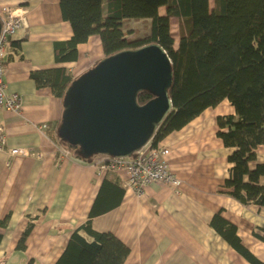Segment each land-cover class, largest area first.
Wrapping results in <instances>:
<instances>
[{"label": "crops", "instance_id": "0c3cea01", "mask_svg": "<svg viewBox=\"0 0 264 264\" xmlns=\"http://www.w3.org/2000/svg\"><path fill=\"white\" fill-rule=\"evenodd\" d=\"M6 8L24 17L7 46L4 76L8 93L20 96L22 110L2 109L0 121L7 149L30 148L41 157L0 152V219L11 213L8 226L0 228V264H54L71 234L90 219L104 179L126 187L127 173L100 170L71 150L62 157L55 128L63 101L31 77L36 69L58 65L76 76L86 71L101 59L90 53L97 40L103 53L99 36L80 47L78 62L60 64L54 44L73 35L60 0H0V11ZM220 105L210 109L212 119L204 112L163 143L170 149V166L184 182L181 193L160 182L147 185L141 196L126 188L119 206L92 218L94 229L111 231L130 246L124 264H250L210 226L220 210L238 226L243 243L264 260V242L254 236L264 227V206L244 205L222 192L232 149L217 135V116L234 108L228 101ZM257 158L264 161V144L257 148ZM39 212L26 250H18L27 216Z\"/></svg>", "mask_w": 264, "mask_h": 264}, {"label": "trees", "instance_id": "16d2710c", "mask_svg": "<svg viewBox=\"0 0 264 264\" xmlns=\"http://www.w3.org/2000/svg\"><path fill=\"white\" fill-rule=\"evenodd\" d=\"M60 7L73 35L55 42L57 63L78 62L80 47L94 35L101 40L104 56L151 42L166 49L174 72L170 89L174 110L158 128L154 145L163 144L206 110L228 101L234 112L217 116V135L232 149L230 175L222 192L244 205L264 206V161L257 158V148L264 144V0H60ZM173 18L179 20L177 44ZM129 20L147 21L148 30L136 34V29L126 27ZM31 77L39 88L49 87L63 100L76 75L58 65L36 69ZM152 97L141 93L139 102ZM59 124L60 120L55 129ZM125 193L126 187L118 180L104 179L90 219L71 234L54 264H124L130 246L111 231L94 229L92 218L119 206ZM40 214L27 216L18 250H26ZM10 218L8 213L0 219V228H6ZM210 226L250 264H264L221 210L211 218ZM254 236L264 242V227L254 231ZM2 239L0 232V246Z\"/></svg>", "mask_w": 264, "mask_h": 264}, {"label": "water", "instance_id": "95a60500", "mask_svg": "<svg viewBox=\"0 0 264 264\" xmlns=\"http://www.w3.org/2000/svg\"><path fill=\"white\" fill-rule=\"evenodd\" d=\"M173 78L171 57L158 42L104 56L68 86L59 140L87 161L132 157L153 144L158 128L173 112ZM144 92L153 97L142 104L139 96Z\"/></svg>", "mask_w": 264, "mask_h": 264}, {"label": "built area", "instance_id": "2783aa9c", "mask_svg": "<svg viewBox=\"0 0 264 264\" xmlns=\"http://www.w3.org/2000/svg\"><path fill=\"white\" fill-rule=\"evenodd\" d=\"M24 17L15 13L13 9L6 8L0 11V22L2 28L0 32V111L6 109L20 113L22 110V100L17 93H8L5 83V54L10 39L16 35L22 27ZM7 136L5 128L0 121V152L7 151L13 155H35L41 157L38 151L30 148L14 147L7 149ZM62 157L69 153L66 145L61 144ZM170 149L167 145H146L132 157L116 158L107 156H97L90 163L100 170L114 171L117 173L126 172L127 179L125 186L132 189L137 196L144 193L145 187L150 183L160 182L170 186L176 193H181L183 180L174 172L169 163Z\"/></svg>", "mask_w": 264, "mask_h": 264}, {"label": "rangeland", "instance_id": "374dc122", "mask_svg": "<svg viewBox=\"0 0 264 264\" xmlns=\"http://www.w3.org/2000/svg\"><path fill=\"white\" fill-rule=\"evenodd\" d=\"M211 1L213 3V0H211ZM160 11L161 12H164V8H161ZM127 24L128 25H126V27L127 26L129 27L130 26L132 29H136L135 32H137L136 34H138V35L139 34L140 35L145 34L146 31L148 30V27H149V24L145 20L144 21H142V20H129L127 22ZM172 32H173V35H174V37L176 39V44H177L178 43V39H179V33H180V31H179V20H178V18H173L172 19ZM99 46L100 45L98 43V40H97V43H92V49L90 50V53L94 54V57L100 56L101 58H103L104 57V55H103L104 53L101 52V48ZM99 60L100 59H98L95 63H93V65L96 64ZM83 67H86V66H83ZM79 72L80 71H76L77 74ZM218 107H216L215 110ZM220 107L224 110L225 105H220ZM206 112L208 113L206 117L212 119V117L214 116L213 111L209 109V110L205 111L204 115L206 114Z\"/></svg>", "mask_w": 264, "mask_h": 264}]
</instances>
